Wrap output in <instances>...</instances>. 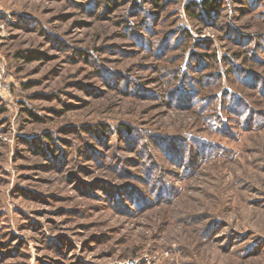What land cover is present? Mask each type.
<instances>
[{
  "label": "rangeland",
  "instance_id": "rangeland-1",
  "mask_svg": "<svg viewBox=\"0 0 264 264\" xmlns=\"http://www.w3.org/2000/svg\"><path fill=\"white\" fill-rule=\"evenodd\" d=\"M202 1L0 0V264H264V0Z\"/></svg>",
  "mask_w": 264,
  "mask_h": 264
},
{
  "label": "trees",
  "instance_id": "trees-1",
  "mask_svg": "<svg viewBox=\"0 0 264 264\" xmlns=\"http://www.w3.org/2000/svg\"><path fill=\"white\" fill-rule=\"evenodd\" d=\"M131 1V0H130ZM156 8L158 9H163V3L159 2H154ZM202 8L206 9L207 11H211L214 10L218 7L217 4V0H203L201 3ZM214 12V11H213ZM194 15V17H197L198 14H196V11H194V13H192Z\"/></svg>",
  "mask_w": 264,
  "mask_h": 264
},
{
  "label": "built area",
  "instance_id": "built-area-1",
  "mask_svg": "<svg viewBox=\"0 0 264 264\" xmlns=\"http://www.w3.org/2000/svg\"><path fill=\"white\" fill-rule=\"evenodd\" d=\"M4 75H5V67L3 65V62L0 59V84L4 78Z\"/></svg>",
  "mask_w": 264,
  "mask_h": 264
}]
</instances>
